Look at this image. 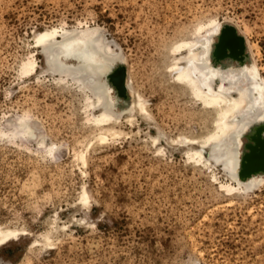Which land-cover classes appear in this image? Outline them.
<instances>
[{
    "label": "rangeland",
    "instance_id": "rangeland-1",
    "mask_svg": "<svg viewBox=\"0 0 264 264\" xmlns=\"http://www.w3.org/2000/svg\"><path fill=\"white\" fill-rule=\"evenodd\" d=\"M214 20L241 31L264 77V0H0V129L4 117L26 113L58 143L44 157L34 140L0 137V225L26 230L0 246V264H264V175L245 191L177 144L207 134L211 112L164 66L177 41ZM55 27H100L152 115L151 124L122 119L128 134L92 144L86 165L77 153L99 129L81 93L48 74H21L28 55L41 63L35 31ZM83 184L96 223L75 224L50 248L32 243L51 212L67 221Z\"/></svg>",
    "mask_w": 264,
    "mask_h": 264
},
{
    "label": "bare ground",
    "instance_id": "bare-ground-1",
    "mask_svg": "<svg viewBox=\"0 0 264 264\" xmlns=\"http://www.w3.org/2000/svg\"><path fill=\"white\" fill-rule=\"evenodd\" d=\"M33 37L41 63L28 55L21 74H48L55 79V86L80 92L91 113L89 124L99 129L77 153L83 165L92 144L106 143L125 133L121 130L122 119L133 123L140 114L151 124L146 98L133 86L122 53L114 49L100 27L45 28L35 31ZM171 54L164 66L170 83L211 112L207 134L180 135L177 144L199 162L220 164L241 189L253 190L264 175V77L241 31L228 21L214 20L200 26L192 37L177 41ZM3 122L6 129H0L1 138L34 140L43 149L44 157L57 153L58 143L36 131L40 123L33 116L19 113L4 117ZM163 136L158 130L149 138L154 144ZM206 149L208 157L204 155ZM91 203L90 189L83 184L67 221L62 222L59 212H51L47 218L50 228L42 239H33L32 243L50 248L59 235L67 234L75 224H95L98 216L91 214ZM25 231L0 225V246L15 238L22 240Z\"/></svg>",
    "mask_w": 264,
    "mask_h": 264
}]
</instances>
